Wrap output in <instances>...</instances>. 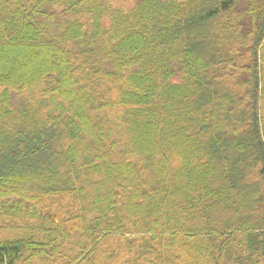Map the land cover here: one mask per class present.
Wrapping results in <instances>:
<instances>
[{"label": "trees", "instance_id": "trees-1", "mask_svg": "<svg viewBox=\"0 0 264 264\" xmlns=\"http://www.w3.org/2000/svg\"><path fill=\"white\" fill-rule=\"evenodd\" d=\"M263 66L264 0H0V264H264Z\"/></svg>", "mask_w": 264, "mask_h": 264}, {"label": "rangeland", "instance_id": "rangeland-1", "mask_svg": "<svg viewBox=\"0 0 264 264\" xmlns=\"http://www.w3.org/2000/svg\"><path fill=\"white\" fill-rule=\"evenodd\" d=\"M126 2H127L128 5H130L128 1H126ZM5 7H6V6H5ZM10 22L13 23L11 20H10ZM175 67H177V64H175ZM263 68H264V66H263ZM27 78L29 79L30 76H26V79H27Z\"/></svg>", "mask_w": 264, "mask_h": 264}]
</instances>
